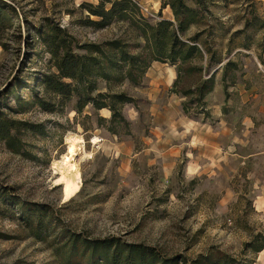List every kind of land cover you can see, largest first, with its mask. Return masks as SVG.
Instances as JSON below:
<instances>
[{"label":"rangeland","instance_id":"rangeland-1","mask_svg":"<svg viewBox=\"0 0 264 264\" xmlns=\"http://www.w3.org/2000/svg\"><path fill=\"white\" fill-rule=\"evenodd\" d=\"M2 1L14 11L0 27V115L20 122L12 131L20 153L0 140V264H60L13 219L15 201L44 204L57 223L86 236L121 237L190 261L220 251L235 264H264V249L244 247L264 236V0H208L201 22L184 34L201 32L202 50L215 54L206 113L171 93L176 68L169 63L152 62L139 85L97 80L100 92L135 100L122 107L127 124H111L115 133L98 121H108L110 112L88 105L78 114L75 98L45 92L39 80L55 67L43 37L52 25L78 45L116 40L130 54L143 40L125 22L98 30L83 25L79 5L98 0ZM135 1L149 22L173 21L166 0ZM207 58L192 65L205 69ZM227 61L234 65L223 82ZM196 80L184 78L178 88ZM36 95L52 110L40 108ZM69 134L82 138L88 156L77 157L79 192L63 202L52 163L66 153Z\"/></svg>","mask_w":264,"mask_h":264},{"label":"trees","instance_id":"trees-1","mask_svg":"<svg viewBox=\"0 0 264 264\" xmlns=\"http://www.w3.org/2000/svg\"><path fill=\"white\" fill-rule=\"evenodd\" d=\"M191 1L194 7L188 6ZM171 10L173 21L160 19L154 23L145 18L135 0H98L97 5L83 2L79 5L81 14H85L83 25L94 29H104L113 22H125L143 40L139 52L130 54L116 40L102 44L78 45L66 31L56 26H49L43 37L44 44L54 62L55 72L44 74L40 85L45 92L63 100L75 98L74 110L81 113L90 105L93 110L107 109L110 112L108 130L115 133L111 124H127L122 115V107L133 104L135 100L122 92H100L97 80L111 84H121L125 80L139 85L152 62L169 63L176 68V79L171 93L190 97V103L200 106L204 111V97L212 89L215 54L203 51L199 44L201 32L184 38V34L193 25L201 22L207 13L208 0H166L164 3ZM14 11L0 0V27L9 21V12ZM93 18V19H92ZM248 25V24H247ZM79 50L81 52H75ZM208 56L206 67L192 65V61ZM234 65L227 61L223 68L222 80L226 81L228 68ZM235 69V68H234ZM197 77L194 86L178 88L184 78ZM20 100V98H17ZM35 103L44 111L52 107L42 98L35 96ZM208 116V114H206ZM22 125V124H21ZM24 129L32 126L23 124ZM20 122L3 119L0 115V140L13 153H20V142L12 134ZM17 216H13L29 235L46 243L59 260L60 264H235L236 260L220 251L199 255L195 260L183 256L164 255L158 248L141 243H131L121 237L107 236L94 238L82 232H72L57 219L52 210L40 203L15 201ZM3 237L0 235V238ZM254 253L264 249V236L256 234L244 245ZM251 264V263H247Z\"/></svg>","mask_w":264,"mask_h":264},{"label":"bare ground","instance_id":"bare-ground-1","mask_svg":"<svg viewBox=\"0 0 264 264\" xmlns=\"http://www.w3.org/2000/svg\"><path fill=\"white\" fill-rule=\"evenodd\" d=\"M97 142L99 141L96 138L92 140V144ZM66 144V153L62 155L59 161H54L52 163L54 172L57 174L54 184L61 186L63 202L72 199V197L79 192L81 179L78 170L77 157L88 156L83 150L84 142L80 136L69 134L66 138Z\"/></svg>","mask_w":264,"mask_h":264},{"label":"crops","instance_id":"crops-1","mask_svg":"<svg viewBox=\"0 0 264 264\" xmlns=\"http://www.w3.org/2000/svg\"><path fill=\"white\" fill-rule=\"evenodd\" d=\"M168 20H170V18ZM101 111H105L106 113H109V111L107 109H101Z\"/></svg>","mask_w":264,"mask_h":264}]
</instances>
